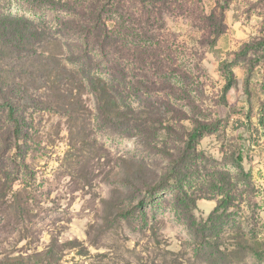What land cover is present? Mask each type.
<instances>
[{
  "label": "rangeland",
  "instance_id": "1",
  "mask_svg": "<svg viewBox=\"0 0 264 264\" xmlns=\"http://www.w3.org/2000/svg\"><path fill=\"white\" fill-rule=\"evenodd\" d=\"M0 264H264V0H0Z\"/></svg>",
  "mask_w": 264,
  "mask_h": 264
},
{
  "label": "trees",
  "instance_id": "2",
  "mask_svg": "<svg viewBox=\"0 0 264 264\" xmlns=\"http://www.w3.org/2000/svg\"><path fill=\"white\" fill-rule=\"evenodd\" d=\"M93 17H95V14H93ZM93 17L90 18V20H93ZM91 22V21H90ZM87 29L88 30H93L94 32H98L100 34L99 31H103L104 29H107V25L105 22H103V20L101 19V17H98L97 21H93V25H91L90 23L87 24ZM30 28V26H29ZM28 27H26L25 29L21 28L22 31V35L19 39V41L16 42V44H23L28 41V33H33L32 35H34L35 37H41L40 33H42L39 28H33L31 30ZM106 37H108V35H106ZM101 50L103 51V53L105 52V45L102 44V42L99 44ZM16 48L18 49V46H16ZM19 51H21L20 49H18ZM56 70V69H54ZM64 70H66L64 68ZM53 70L51 68H49L47 70L46 73H48L47 75L45 74V76L42 78L46 81L47 84H51V87H55L58 88L59 90H65L64 93L67 92H71L73 90V86H75V84H80L79 83V77H81V75L78 74V70H66V72L68 74H70V78L68 80L66 79H62L60 77V72L56 73L55 76H53L52 83L49 82V78L52 76L50 75L51 72ZM80 72V71H79ZM121 72V70H120ZM82 74L83 77L86 78L93 94L95 95V98L98 102L99 105V110H101V112H109L110 114L114 115L115 118H120V116H126V118H130L132 120H134L135 122H138V116L142 113L141 111H137V110H126V109H122L120 108V104L119 101L117 99V97L114 95V91L117 92L116 88L110 84L106 78L102 77L101 75H91L86 69H83L82 72H80ZM75 81V82H74ZM17 83L14 84V87L18 88V93L19 92H25L26 90H28V85L25 84L24 82H22L21 80H16ZM80 85L78 87H76L77 89L80 87ZM39 88V85H37V89ZM67 94V93H66ZM77 103L78 105L81 104V100L79 98H77ZM9 107H10V117H11V121L16 125L19 126V121L20 119L18 118V116L15 114L16 112V106H14V103H8ZM128 112L129 114L125 113ZM199 136V132L196 131L193 133V138H197ZM123 168L121 171L117 172V176L119 177V180H125L126 182L133 184V185H148V182L146 180V175L143 172L142 169V165L139 166H131L129 167L127 165V161L123 162ZM131 211L128 210V207H124L121 206L119 209V213L121 214V216H126L129 215L128 213H130Z\"/></svg>",
  "mask_w": 264,
  "mask_h": 264
}]
</instances>
